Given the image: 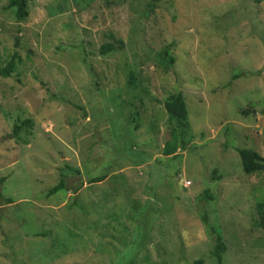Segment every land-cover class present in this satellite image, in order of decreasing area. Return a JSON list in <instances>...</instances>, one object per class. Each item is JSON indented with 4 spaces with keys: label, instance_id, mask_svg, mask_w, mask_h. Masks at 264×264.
Here are the masks:
<instances>
[{
    "label": "rangeland",
    "instance_id": "rangeland-1",
    "mask_svg": "<svg viewBox=\"0 0 264 264\" xmlns=\"http://www.w3.org/2000/svg\"><path fill=\"white\" fill-rule=\"evenodd\" d=\"M9 3L0 66L20 59L0 76V264H216L204 215L224 264H264V172L247 175L237 151L264 157V1L38 0L23 22ZM109 43L117 50L101 55ZM127 65L148 91L131 138L124 114L135 110L117 100ZM180 91L193 139L167 157L164 102ZM19 119L33 127L16 136ZM63 171L65 189L48 196Z\"/></svg>",
    "mask_w": 264,
    "mask_h": 264
},
{
    "label": "trees",
    "instance_id": "trees-1",
    "mask_svg": "<svg viewBox=\"0 0 264 264\" xmlns=\"http://www.w3.org/2000/svg\"><path fill=\"white\" fill-rule=\"evenodd\" d=\"M38 0H10V3L5 10H11L15 18L18 22H23L29 16V7L30 4L36 2ZM165 0H152L154 3H159ZM264 0H254L255 4H261ZM114 38V37H113ZM116 43L123 44L121 40H116ZM117 48L114 44H104L100 49V54L103 56H107L108 54L115 52ZM20 57L17 52H15L10 59L7 61L5 66H0V76L4 78H10L12 74L17 72L18 63ZM157 62L160 64L161 68L165 71H168V68L174 65L175 58L170 54V48H164L156 53ZM150 60V59H148ZM239 78V75H235L233 80ZM126 90L124 92L117 95V100L123 99L122 104H129L132 105V108L135 110V114H131L126 112L124 114L127 122H128V130H124V135L128 138L131 136H137V130L139 129L140 125L143 123V116L141 114L140 109L136 105L137 102H140L141 105L144 104V96L147 95L148 92L145 83L146 80L142 79V76L139 72L136 71L135 65H127L126 70ZM126 96V98H124ZM130 101V102H129ZM164 108L168 114V123L170 125V139L165 143L163 148V153L167 157H178L179 154L177 153L178 150H184L187 147L186 140L193 139L192 134V127L189 122V113L186 104L185 97L183 93L177 92L169 95L164 102ZM247 113V111H246ZM20 120V119H19ZM27 127V130L33 127V121L27 119L25 121H19L13 133L16 136H19L21 131H23ZM152 130L155 131V124H152ZM139 136V135H138ZM134 145H132L131 150L133 151ZM243 166V171L247 175H256L262 174L264 172V157L257 151L249 148H238L237 149ZM147 161V160H146ZM145 160L139 161V163H145ZM66 171H71L74 173H80L79 169L67 167ZM65 171V172H66ZM217 172V171H216ZM61 180L60 183L55 186L54 188L48 191V196H53L57 194L59 191H63L65 189V178L67 177V173L61 172ZM107 177L102 176L98 178H94L90 180V183H100L103 182ZM217 180L221 177H215ZM2 181V180H1ZM207 199H213V195L210 192H205L203 194ZM259 195L256 198V213L257 219L254 220V224L257 228L261 229L264 232V196L261 198L262 200H257ZM8 203H13L11 198L6 200ZM76 204V205H75ZM78 205V200L76 199L75 202H71L68 206V210L72 213L74 210V206ZM69 212V213H70ZM203 221L205 222L206 226L211 228L212 232L216 233V244L214 250L212 251V260H216V264H224V255L227 253V245L223 240V237L216 232L215 228H212L207 219V215L201 216ZM211 259V257H208ZM197 264H205V260L202 259Z\"/></svg>",
    "mask_w": 264,
    "mask_h": 264
}]
</instances>
